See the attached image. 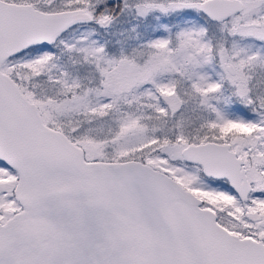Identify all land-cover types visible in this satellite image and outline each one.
Here are the masks:
<instances>
[{
    "label": "snow or ice",
    "instance_id": "1",
    "mask_svg": "<svg viewBox=\"0 0 264 264\" xmlns=\"http://www.w3.org/2000/svg\"><path fill=\"white\" fill-rule=\"evenodd\" d=\"M0 264H264V0H0Z\"/></svg>",
    "mask_w": 264,
    "mask_h": 264
}]
</instances>
